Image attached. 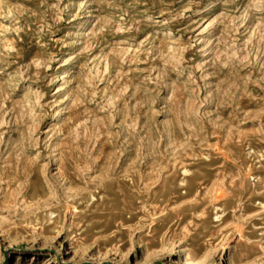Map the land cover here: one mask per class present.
Instances as JSON below:
<instances>
[{
	"label": "rangeland",
	"instance_id": "obj_1",
	"mask_svg": "<svg viewBox=\"0 0 264 264\" xmlns=\"http://www.w3.org/2000/svg\"><path fill=\"white\" fill-rule=\"evenodd\" d=\"M0 264H264V0H0Z\"/></svg>",
	"mask_w": 264,
	"mask_h": 264
}]
</instances>
